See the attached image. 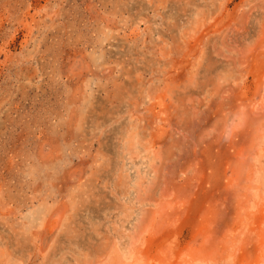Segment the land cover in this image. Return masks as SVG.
<instances>
[{
	"label": "rangeland",
	"instance_id": "rangeland-1",
	"mask_svg": "<svg viewBox=\"0 0 264 264\" xmlns=\"http://www.w3.org/2000/svg\"><path fill=\"white\" fill-rule=\"evenodd\" d=\"M0 264H264V0H0Z\"/></svg>",
	"mask_w": 264,
	"mask_h": 264
}]
</instances>
